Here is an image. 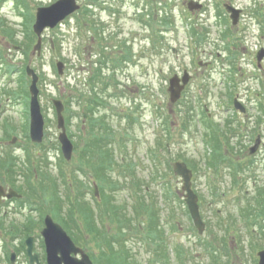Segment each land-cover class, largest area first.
<instances>
[{"label": "rangeland", "instance_id": "374dc122", "mask_svg": "<svg viewBox=\"0 0 264 264\" xmlns=\"http://www.w3.org/2000/svg\"><path fill=\"white\" fill-rule=\"evenodd\" d=\"M53 1L0 0V164L6 159L15 166L14 172L0 170V187L22 193L20 201L0 206V264H10L12 252L18 253V264H29L25 240L30 236L35 238V251L44 254V218L51 214L58 221L47 207L30 205L32 200L40 205L44 175L56 178L64 198L69 192L73 200L81 194L84 203L91 204L96 225L117 236L114 245L125 247L120 250L128 264H259L258 251L264 248V198L256 192L264 186V163L262 173L255 172L244 181L237 198L225 156L227 146L236 141L233 135L254 138L259 131L264 136L261 128L255 130V120L260 118L264 129V68L257 65L264 37L255 23L264 13L263 0H78L77 12L44 31L38 53L37 39L30 42L34 21L29 19H35L38 7ZM190 2L203 8L191 9ZM228 7L249 13L234 25ZM59 61L63 62L61 75ZM29 63L41 76L45 117L44 144L37 146L28 138L29 107L23 95L30 78L22 70ZM185 70L192 80L182 98L172 102L169 80ZM90 97L97 98L99 106L94 110L113 134L116 162L106 173L95 170L97 157L80 154L89 139L88 117L83 116ZM234 98L249 107L248 115L236 112L231 105ZM52 99L65 103L68 135L79 147L70 161L58 141ZM219 154L225 159L221 157L216 169L213 158ZM177 161L194 170L193 188L206 222L203 233L188 211L183 179L174 170ZM99 174L116 180V190ZM28 181L36 189L32 200ZM105 190L112 196L109 205ZM49 198L46 192L45 200ZM153 203L161 214L160 238L164 235L166 241V246L164 239L155 241L157 248L144 237L149 221L146 208ZM112 204L122 206L121 218L110 211ZM59 208L62 215L70 214L66 220L80 246L95 264L97 259L105 264L79 209L72 212L76 227L72 213L64 214ZM165 216L173 218L177 228L165 224Z\"/></svg>", "mask_w": 264, "mask_h": 264}, {"label": "water", "instance_id": "95a60500", "mask_svg": "<svg viewBox=\"0 0 264 264\" xmlns=\"http://www.w3.org/2000/svg\"><path fill=\"white\" fill-rule=\"evenodd\" d=\"M189 6L191 9L193 6H196L197 8L202 7V5L192 4V2H190ZM79 8L80 4L77 3V0H57L49 6H42L38 8L33 29L38 35L36 48L39 52L41 50L42 34L45 29L56 27L61 21ZM228 8L233 11L232 17L234 19V23H237L240 10L235 9L234 7ZM58 67L60 73H62L63 63H58ZM27 73L32 78L30 84V136L34 142L41 143L44 138L45 118L39 99V75L33 68H31V66L27 67ZM189 77L188 72H185L182 78V85H180L181 79L179 76L175 75L171 78L170 91L171 99L173 101H176L180 97L185 84L189 81ZM54 104L57 110L58 127L61 129L59 140L62 145V151L65 158L67 160H71L74 145L67 134L65 117L63 115L64 105L60 100H54ZM175 171L184 179L183 188L186 191V202L188 204V208L195 226L200 232H203L205 229V223L200 213L199 197L192 188V170L188 168L186 163L177 162ZM3 196L10 199L13 197H21V195L14 189L10 188L8 192H6L2 186L0 187V203L2 202ZM44 222L45 226L41 233L46 246L47 264H95L90 255L75 243L66 229L60 223L56 222L50 214L45 216ZM26 243L31 263L34 264L37 261L38 264H40L38 254L34 253V237H29ZM259 256V264H264V250L259 252ZM16 258L17 255L13 252L11 254L12 264H16Z\"/></svg>", "mask_w": 264, "mask_h": 264}, {"label": "trees", "instance_id": "16d2710c", "mask_svg": "<svg viewBox=\"0 0 264 264\" xmlns=\"http://www.w3.org/2000/svg\"><path fill=\"white\" fill-rule=\"evenodd\" d=\"M34 17H30L29 21L30 23L33 22ZM194 31V29L192 30ZM30 35H32V39L31 41L36 40V35L35 33L31 30L30 31ZM23 74H25V70H23L22 72ZM24 95L27 98L28 101V97H29V92L27 87L25 88L24 86ZM95 99L97 100V98L95 97H90V101H91V105L89 106V108L87 109V111L85 113H87L88 115V121L89 124H87V131L89 132V139H88V144H87V148L83 151L81 149L80 154H82V152H84V156L86 157L87 155H89V157L94 158L97 157L96 159H98V163H96L95 165V170L96 171H100V172H104L106 173L111 171L113 169V166L116 162V157L114 156V150L112 149V143H111V137L113 136V134L111 135L110 133V126L106 125V122L104 121L103 117L101 115L96 114V111L94 110V106H99L96 102ZM84 117V116H83ZM109 136V137H108ZM29 138V137H28ZM79 148V147H78ZM28 164L26 163V165L30 166L32 165V163L30 162V159H28ZM3 163V164H2ZM9 162L5 159L1 162L0 164V170H5L7 172H14V165L13 166H9L8 165ZM213 166V165H212ZM11 169V170H9ZM29 169L31 170V168L29 167ZM78 169H80V167H78ZM80 170H83V168H81ZM98 178L106 181L110 187V189L112 190H116L117 188V181L114 180L112 177L109 178L107 174L105 175H98ZM10 184L14 187H17V183L15 181H11ZM27 194L30 197V200H32V196H34L35 194V187H34V183L32 181H28L27 183ZM101 187V185H100ZM21 189H22V185H21ZM40 189L42 190V194L41 196H39V202L40 205L37 204V202L35 200H32L30 203V205L35 208V209H43L44 207H47V211L53 213V215L56 217V219L63 224V226L67 229V231L72 235L73 239L75 240V242L78 245H82L81 240L75 235V231L74 229H72V227L68 224L67 222V216H69L70 214H65L66 211L72 213L74 211V209L78 208L79 212L81 214H83V221L82 223L85 225V229L86 232L89 233V235L92 237V239L94 240V242L97 244V246L100 248L102 255H104L105 258V264H128V260L126 261V259L121 255V251L120 249H124L125 247L121 246V247H115V241L117 240V236H115L114 234L109 235L108 233H106V231L102 230L100 227H98L96 225V210L94 211V208L91 206V204L89 203H84V199H82L81 194L76 195L75 199L73 200L71 198V194L70 192L67 194L66 198H64L61 194H60V190L58 187V183L56 178L51 177L50 175H44L43 179L40 181ZM103 189V188H101ZM104 190V189H103ZM49 192L50 194V198L49 200H45V193ZM106 190L104 191V200L105 203L109 205V202L111 203L112 201L110 200V197L112 196H107L106 194ZM166 195L168 194L167 192H165ZM172 193V191H171ZM114 202V201H113ZM82 203H84L85 205H82ZM23 204V203H22ZM60 207V208H59ZM109 207V206H108ZM119 207L122 208L121 205H115L112 204V206H110V211L117 217L121 218V215L119 214ZM157 204L153 203L150 206H147L145 213L149 214V221L146 224V229H147V234L145 233L144 237H149L150 242L155 245V241H158L159 239H164V245L166 246V241H165V236L163 235V237L160 238L159 232L161 231V228L159 227V223L161 221V214L159 211V207L157 208ZM57 208H59L65 215H62ZM73 216V218H72ZM71 221L73 222L74 226L77 227V220L75 219V215L74 213H72ZM59 219H58V218ZM43 218V217H42ZM166 218V216H165ZM168 220V221H167ZM167 221V222H166ZM127 222H130L127 219ZM163 222L169 223L170 227L176 228L177 226L174 224V220L172 219H164ZM118 229H121V227H119ZM117 229V230H118ZM18 230V228H17ZM22 231V229H21ZM116 239V240H115ZM87 240V239H85ZM119 241V240H117ZM176 249V248H175ZM178 249V248H177ZM177 254H178V250H177ZM93 256V255H92ZM96 259V258H95ZM129 259V258H128ZM163 260H167V258H163L162 257V261ZM96 263H100V259L96 260Z\"/></svg>", "mask_w": 264, "mask_h": 264}, {"label": "flooded vegetation", "instance_id": "af4514ba", "mask_svg": "<svg viewBox=\"0 0 264 264\" xmlns=\"http://www.w3.org/2000/svg\"><path fill=\"white\" fill-rule=\"evenodd\" d=\"M264 2V0H263ZM249 13L248 12H244L243 10V14ZM254 13V12H253ZM250 18V17H249ZM246 19V18H245ZM258 21L257 25H259L260 27H262V34L261 37H264V13L260 12V17L256 18ZM262 42L263 39H262ZM260 56V59H259ZM257 61H258V68H264V44H261L259 46V50L257 52ZM244 107H245V111L243 112V114L248 115V110L249 107H247L244 103H243ZM236 112H241L238 109H235ZM261 119V118H260ZM258 119L259 121H257V119L255 120L256 122V126H255V130H258L259 128H261L260 130L264 129L262 124L259 123L261 120ZM233 129H229L228 128V132L232 133ZM227 132V133H228ZM239 133V132H238ZM237 134V133H236ZM255 137L253 138L251 135H244L241 136V138L239 139V134L238 135H233L232 138H236L235 136H237L236 141L231 142L232 145H228L226 150V161L229 167V173L228 175H230V180H231V184L234 186V188L236 190H238V192L235 194V197H240V193L241 191V186L243 187L244 185V181L249 179V175L251 176H255V172H261L262 170L260 168V164L261 162L264 163V136L263 133L256 131L255 133ZM254 135V134H253ZM240 141V143H239ZM223 157V156H222ZM224 157V159H225ZM218 157H215V161L216 164H218ZM263 160V161H262ZM263 165V164H262ZM245 174H247L246 178H245ZM258 175V174H257ZM263 176H264V171H263ZM248 192H246L247 194ZM257 196L260 198H264V186H260V188H258L257 192H256ZM257 197V198H258ZM261 208L258 207V212H260ZM24 249V248H23ZM44 249V254L43 255H39V262L40 264H47V257H46V249L45 247ZM25 251L27 253V246L25 244ZM17 258H16V264H18V253L16 252ZM28 256V255H27ZM29 260V264H32L29 257H27ZM10 264H12L11 262V258H10ZM34 264H38V262L36 261Z\"/></svg>", "mask_w": 264, "mask_h": 264}]
</instances>
